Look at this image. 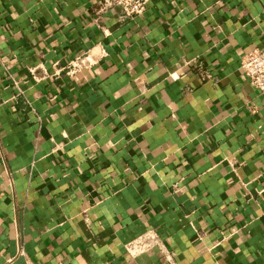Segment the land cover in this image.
I'll list each match as a JSON object with an SVG mask.
<instances>
[{
	"label": "crops",
	"instance_id": "1",
	"mask_svg": "<svg viewBox=\"0 0 264 264\" xmlns=\"http://www.w3.org/2000/svg\"><path fill=\"white\" fill-rule=\"evenodd\" d=\"M148 1L0 0V264H264V0Z\"/></svg>",
	"mask_w": 264,
	"mask_h": 264
},
{
	"label": "built area",
	"instance_id": "2",
	"mask_svg": "<svg viewBox=\"0 0 264 264\" xmlns=\"http://www.w3.org/2000/svg\"><path fill=\"white\" fill-rule=\"evenodd\" d=\"M148 4V0H102L97 12L102 14L111 8H118L125 18H136L147 11ZM241 68L250 85L264 97V49L248 53L241 61ZM160 245L159 239L148 233L131 242L128 251L131 255L142 254Z\"/></svg>",
	"mask_w": 264,
	"mask_h": 264
}]
</instances>
